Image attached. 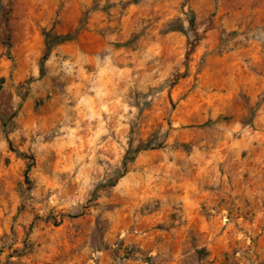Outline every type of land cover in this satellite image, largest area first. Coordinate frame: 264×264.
I'll list each match as a JSON object with an SVG mask.
<instances>
[{
    "label": "rangeland",
    "instance_id": "374dc122",
    "mask_svg": "<svg viewBox=\"0 0 264 264\" xmlns=\"http://www.w3.org/2000/svg\"><path fill=\"white\" fill-rule=\"evenodd\" d=\"M0 264H264V0H0Z\"/></svg>",
    "mask_w": 264,
    "mask_h": 264
},
{
    "label": "trees",
    "instance_id": "16d2710c",
    "mask_svg": "<svg viewBox=\"0 0 264 264\" xmlns=\"http://www.w3.org/2000/svg\"><path fill=\"white\" fill-rule=\"evenodd\" d=\"M144 148V147H143Z\"/></svg>",
    "mask_w": 264,
    "mask_h": 264
}]
</instances>
